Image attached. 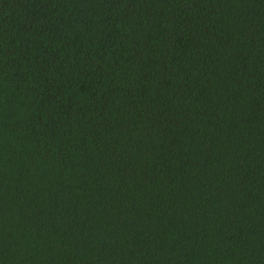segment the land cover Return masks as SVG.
<instances>
[{
    "label": "trees",
    "instance_id": "16d2710c",
    "mask_svg": "<svg viewBox=\"0 0 264 264\" xmlns=\"http://www.w3.org/2000/svg\"><path fill=\"white\" fill-rule=\"evenodd\" d=\"M0 264H264V0H0Z\"/></svg>",
    "mask_w": 264,
    "mask_h": 264
}]
</instances>
